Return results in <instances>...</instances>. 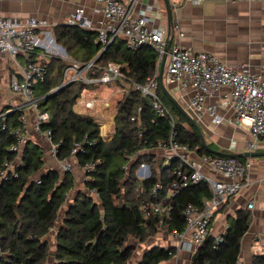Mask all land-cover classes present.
I'll list each match as a JSON object with an SVG mask.
<instances>
[{
  "label": "trees",
  "instance_id": "obj_1",
  "mask_svg": "<svg viewBox=\"0 0 264 264\" xmlns=\"http://www.w3.org/2000/svg\"><path fill=\"white\" fill-rule=\"evenodd\" d=\"M58 30L55 41L72 60L88 63L100 53L95 32L74 26H62ZM108 63L118 64L124 76L114 84L129 87L114 107V129L108 141L100 137L93 117L79 116L73 109L81 93L98 83L76 81L64 85L67 63L49 57L44 79L31 89L38 111L48 116L40 130L50 132L57 161L67 163L74 159L80 168L93 164L83 183L90 194L78 192L63 209L67 194L74 187L70 171L60 175L49 170L34 178L43 166L42 152L25 145L19 154L11 152L8 148L13 137L0 132V264H50L46 236L54 228L61 210L64 215L56 231L51 264H127L134 252L129 240L141 244L159 230L181 233L185 206H199L202 198H210L205 184L187 187L174 195L167 217H144L141 200L155 203L165 197L168 168L157 167L153 155L145 154L137 162L149 161L152 176L137 184L132 170L126 173L123 166L137 149L148 150L156 139L166 138L169 133L166 122L153 115L149 100L131 89V84H144L155 74L157 56L145 47L129 50L122 39L116 38L96 58L87 78L96 80ZM159 95L177 119V141L197 156L212 155L203 149L194 129L160 88ZM20 113L8 114L10 129L18 125ZM131 117L135 121L131 122ZM140 131H144L141 140L137 137ZM74 143L81 145V151L71 155ZM208 146L212 148L211 144ZM158 179L161 188L153 196L152 188ZM249 223L247 211H237L228 217L221 239L217 241L209 235L195 248L190 264H240V241ZM172 254V248L152 246L142 254L138 264H172ZM252 264H264V254L254 255Z\"/></svg>",
  "mask_w": 264,
  "mask_h": 264
},
{
  "label": "built area",
  "instance_id": "obj_2",
  "mask_svg": "<svg viewBox=\"0 0 264 264\" xmlns=\"http://www.w3.org/2000/svg\"><path fill=\"white\" fill-rule=\"evenodd\" d=\"M98 1L102 4L100 10L102 20L98 23L99 27L96 30V42L100 44L101 49L112 40L120 38L124 41L125 48L129 50L145 47L151 49L157 56L158 70L155 74L146 79L144 84H131V89L149 100L153 115L165 121L169 130L166 138L156 139L148 150L137 149L128 156V163L123 166V170L128 173L131 169L137 184L149 179L152 176V164L145 159L136 162L148 153L153 155V161L158 164L157 166L168 168L165 197L155 203L148 202L146 199L141 200V209L145 218L167 217L172 199L181 189L198 184H205L208 187L210 198H202L199 206L187 204L183 209L182 216L185 223L183 231L170 232L171 236L180 241L188 235L186 249L194 252L195 248L210 235L213 214L242 188V179L249 168V163L240 162L237 158L216 155L197 156L185 144L177 141V119L159 95L158 71L165 48L163 33L157 29L148 28L145 17L134 18L132 3L125 5L117 0ZM186 1L197 4L201 0ZM66 25L83 30L91 29V23L80 10L68 15ZM46 29L47 23L37 18L19 19L0 14V53L7 55L8 59L17 66V72L9 77V89L21 95L24 102L34 111L33 130L45 137L50 145L51 155L55 157L56 146L51 142L50 132L40 130L41 124L48 120V116L38 111L37 99L31 93L33 84L42 81L46 75L47 61L42 56H38L36 60H30V56L37 48L47 50L48 46L44 40L50 33ZM19 55L27 57L24 65L18 64ZM59 56L63 62L67 63L64 85L76 81L108 85L124 79L119 65L108 63L96 80H90L87 78V72L93 67V61L80 63L65 54ZM162 83L165 88L177 89L180 94L176 96L178 103L197 124L208 116L214 125L226 122L241 128L251 136V139L246 142V149L249 151L254 149L259 141L264 140V73H251L244 66L230 68L212 53H193L179 45H170L166 53ZM224 88L228 91L225 96L226 105L232 112V116L226 119L218 115L214 106L206 103L208 98ZM128 90L122 89L121 93L125 94ZM185 95H187L186 98H184ZM137 111L140 112V109L138 108ZM130 121H135V117H131ZM0 132H6L13 137L14 141L8 149L19 154L26 142L25 117L20 116L18 125L10 129L7 113L0 111ZM142 132L144 131L138 133L139 140L142 139ZM77 151H81V145L74 143L71 155ZM132 163L135 164L130 168ZM61 167L64 172L70 171V165L65 162H61ZM93 167V164H86L82 168L85 180L86 174L92 171ZM1 175L4 176V173ZM160 188L159 180L152 188V195L156 196ZM92 194L96 195L93 191ZM252 207L253 203L247 205L248 209ZM221 236L216 237L217 241L221 239Z\"/></svg>",
  "mask_w": 264,
  "mask_h": 264
},
{
  "label": "crops",
  "instance_id": "obj_3",
  "mask_svg": "<svg viewBox=\"0 0 264 264\" xmlns=\"http://www.w3.org/2000/svg\"><path fill=\"white\" fill-rule=\"evenodd\" d=\"M117 1L125 5L132 3V16L134 18L145 17L148 28L161 31L166 40L171 27L167 20L164 0ZM168 2L172 18L171 45H179L193 53H212L230 68L244 66L251 73H264V0H201L197 4L186 0H168ZM101 7L102 4L98 0H0V14L4 16L19 19L32 17L47 23L46 30L50 34L44 42L48 48L47 50L37 48L32 54L33 60L42 56L46 61L49 57L62 61L59 55H67L65 49L55 41V34L60 27L67 26L66 19L70 13L76 10L82 11L91 23V29L85 30L96 33L98 23L102 20ZM174 26L177 28H173ZM26 59L24 55H19L17 62L19 65H24ZM16 68L17 66L8 59L7 55L0 53V111L7 113L8 125L10 124L9 113L21 111L18 123L20 116L25 117L26 142L24 145L37 148L42 152L43 158V166L34 178L49 170L62 175L65 172L62 170L61 162L51 155L49 143L43 135L33 130L34 111L24 102L21 95L9 89V77L17 72ZM17 75L20 77L19 73ZM115 87H117V90L114 89L117 91L115 93L118 94H121L122 89H129L125 86L120 87L119 83L115 84ZM166 88L175 99L176 96H180L175 87ZM83 92L73 108L74 112L79 116L93 117L99 127L100 137L104 141L110 140L114 129V111L111 113V109H107L108 103L106 102L103 104L106 108L101 109L97 94L89 97L86 95L88 90H85L84 95H82ZM227 92L224 88L206 101L207 104L214 106L218 115L224 119L232 116L231 110L226 105ZM102 95L105 93L103 92ZM186 97L187 95L184 96ZM198 125L206 143L211 144V149L215 151L222 153L264 152V140L259 141L254 149L250 151L246 149V142L251 139V136L241 128L226 122L214 125L208 116H205ZM155 159H157L156 156ZM242 162L249 163V168L242 179L243 186L213 214L210 235L215 238L221 236L227 226L228 217H233L237 211H247L250 223L240 241L238 262L252 264L254 255L264 254V157L247 158ZM67 164L70 165L74 187L67 194L63 209L78 192L90 194L83 186L85 175L82 168L77 166L74 159H70ZM249 203H253L252 209L247 208ZM63 212V210L59 212L54 228L46 236L50 264L53 261L52 254L55 252V235L61 225ZM156 236L157 239L148 240V242L151 241L150 244L138 257L137 243L133 240V243H128L133 245L134 252L127 264H138L142 254L152 246L172 248V264H190L193 251L186 249L189 241L188 235L180 241L165 230H159Z\"/></svg>",
  "mask_w": 264,
  "mask_h": 264
},
{
  "label": "water",
  "instance_id": "obj_4",
  "mask_svg": "<svg viewBox=\"0 0 264 264\" xmlns=\"http://www.w3.org/2000/svg\"><path fill=\"white\" fill-rule=\"evenodd\" d=\"M164 5H165V9H166V13H167V20L168 23L170 24L171 29L169 28L166 40H165V48H164V55L160 61L159 64V71H158V76H159V88L162 91V93L165 95V97L167 98V100L171 103V105L174 107V109H176V111L182 115L184 117V119L191 125V127L194 129V131L196 132L201 145L203 147L204 150H206L208 153L212 154V155H216V156H222V157H230V158H256V157H264V152H242V153H222L219 151H215L213 149H211L208 144L206 143L203 133L201 132V129L199 128V125L184 111V109L182 108V106L178 103V101L169 93V91L164 87L163 83H162V74H163V70H164V65H165V57H166V53L168 52L170 45H171V34H172V18H171V8H170V4L168 2V0H164ZM112 42V41H111ZM111 42L106 45L103 49H101L100 53L98 54V56L96 58L99 57V55L101 54L102 51H104L110 44ZM99 44V43H97ZM100 45V44H99ZM96 58L93 60V63L95 62ZM56 90H58V88L54 89L51 91V93H54ZM137 162V161H136ZM135 162V163H136ZM132 163L130 165V168L135 164Z\"/></svg>",
  "mask_w": 264,
  "mask_h": 264
},
{
  "label": "rangeland",
  "instance_id": "obj_5",
  "mask_svg": "<svg viewBox=\"0 0 264 264\" xmlns=\"http://www.w3.org/2000/svg\"><path fill=\"white\" fill-rule=\"evenodd\" d=\"M114 89L117 90V87H115L114 83H111L109 85L99 84L98 87L87 89L88 93L86 95L91 97L92 95L97 94L98 100H100L99 106L101 107V109L106 108L105 106H103V104L106 102V103H108L107 109H111V113H113L116 103L120 100V98L123 95V93H121V94L115 93L117 91ZM103 92L105 93V95H102ZM85 93L86 92L84 91L82 95H84ZM157 236L155 235L152 238L157 239ZM148 240L144 243L136 244V246L138 248L137 249V257L150 244L151 241L148 242ZM129 243H133V241L129 240Z\"/></svg>",
  "mask_w": 264,
  "mask_h": 264
}]
</instances>
